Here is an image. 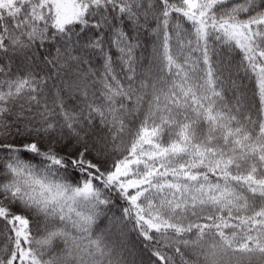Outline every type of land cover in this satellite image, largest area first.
<instances>
[{"label":"snow or ice","instance_id":"6c2138e0","mask_svg":"<svg viewBox=\"0 0 264 264\" xmlns=\"http://www.w3.org/2000/svg\"><path fill=\"white\" fill-rule=\"evenodd\" d=\"M0 264H264V0H0Z\"/></svg>","mask_w":264,"mask_h":264}]
</instances>
